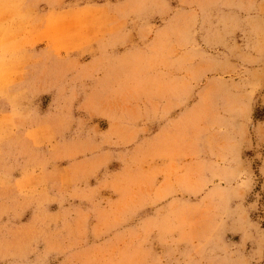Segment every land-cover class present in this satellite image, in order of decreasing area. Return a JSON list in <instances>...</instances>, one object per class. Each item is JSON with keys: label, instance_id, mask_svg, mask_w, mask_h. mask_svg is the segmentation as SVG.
<instances>
[{"label": "rangeland", "instance_id": "obj_1", "mask_svg": "<svg viewBox=\"0 0 264 264\" xmlns=\"http://www.w3.org/2000/svg\"><path fill=\"white\" fill-rule=\"evenodd\" d=\"M0 264H264V0H0Z\"/></svg>", "mask_w": 264, "mask_h": 264}]
</instances>
